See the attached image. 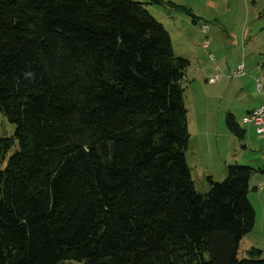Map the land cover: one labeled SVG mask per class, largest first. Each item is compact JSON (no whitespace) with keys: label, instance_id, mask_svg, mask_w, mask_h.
<instances>
[{"label":"trees","instance_id":"1","mask_svg":"<svg viewBox=\"0 0 264 264\" xmlns=\"http://www.w3.org/2000/svg\"><path fill=\"white\" fill-rule=\"evenodd\" d=\"M188 65L138 1L0 0V264H264L252 169L195 189Z\"/></svg>","mask_w":264,"mask_h":264},{"label":"rangeland","instance_id":"2","mask_svg":"<svg viewBox=\"0 0 264 264\" xmlns=\"http://www.w3.org/2000/svg\"><path fill=\"white\" fill-rule=\"evenodd\" d=\"M135 1L140 2L167 30L174 55L189 61L185 70L188 79L185 76L182 83L188 133L193 135L195 129L200 127L193 123L198 118L195 113L197 109H202L208 115L220 112L223 133L227 134L228 139L214 138L215 142H219V148L211 141L207 153L204 138L197 134L189 144L195 146L193 151L188 145L185 150L187 164L193 171L191 178L195 189L200 193L207 192L209 176L213 181L224 180L228 164L251 168L247 196L254 210V222L250 231L240 239L236 255L238 258H264V134L257 133L255 126L244 120L251 108L263 102V95L255 89V78L258 77L264 86V0ZM182 8L189 11L180 10ZM202 24L207 26L204 31ZM243 64L245 71L240 76L245 83L240 85L237 82L239 76L228 77L232 83L219 102L214 96L217 93L213 90L215 86L207 89L201 70L221 74L216 67L220 65L225 70L223 73L230 75L232 70ZM190 70L192 75L189 76ZM192 76H198L203 89L189 91ZM249 78L252 83H246ZM206 101L210 104H203ZM222 111L233 115L239 128L244 130L242 138L227 130ZM13 133L14 124L0 112V138Z\"/></svg>","mask_w":264,"mask_h":264},{"label":"crops","instance_id":"3","mask_svg":"<svg viewBox=\"0 0 264 264\" xmlns=\"http://www.w3.org/2000/svg\"><path fill=\"white\" fill-rule=\"evenodd\" d=\"M208 28H209V26H208ZM208 44V43H207ZM208 46V45H207ZM206 46V47H207ZM246 59V58H245ZM216 67L217 68H219L220 70H221V74H219V73H217V72H215V71H211V70H207V71H205V70H201L202 71V73H203V77H204V80H205V82H206V85L208 86L207 87V89L209 88V86H215V87H213L214 89L213 90H215L217 93L216 94H214V96L217 98V99H219L218 101L220 102L223 98H224V96H225V94H226V92H227V90L229 89V84L230 83H232V79H229L228 78V74L226 75V74H224L223 72L225 71L224 69H223V66H220V65H216ZM243 67H244V64H243ZM258 68H260V66L258 67ZM244 71H245V67H244ZM213 73H217V74H219V78L214 82V83H208L207 81H206V79H207V77H209V76H211ZM190 75H192V72H191V70L189 71V76ZM186 76V80L188 79V74L187 75H185ZM227 78L226 80H223L224 78ZM198 76H192V78H191V80H192V82L189 84V86H188V89H189V91L190 92H197L198 91V88L199 89H203V86L201 85V81H199L198 79ZM245 80L243 79V77L242 76H239L238 78H237V82L240 84V85H242L243 83H245L244 82ZM237 82H236V84H237ZM246 83H252V80H251V78H249L247 81H246ZM211 88V87H210ZM214 91V92H215ZM202 92L205 94V92H204V90H202ZM197 96V94H195L194 95V97H196ZM203 104H207V105H209L210 103L209 102H203ZM203 104H201V105H203ZM255 107V106H254ZM253 107V108H254ZM218 108H220V107H217V109ZM252 109V108H251ZM250 109V110H251ZM249 110V111H250ZM249 111H248V113H249ZM196 113V115L198 116V118H197V120H195L194 119V121H193V123H194V125L197 127L198 125H200V127L198 128H196L195 129V131H196V133L195 134H191V133H189V140H188V148H191V150L193 151V147H195L193 144H191L190 146H189V144H190V142H191V140L193 139V138H195L196 137V135L197 134H200L201 135V137H203L204 138V140H205V144H206V151H207V153H209V151H210V146H209V144L211 145V141H213V145L216 147V148H219V142L217 141L218 139H220L221 137H225V139H228L227 138V134L226 133H223V129H222V125H221V123H222V121H221V119H220V112H218V113H215V115H214V113H211L210 115H208V113H206V112H204L202 109H197V112H195ZM222 113H223V117H224V119L226 118V115H227V113L228 112H226V111H222ZM231 114V113H230ZM233 116V115H232ZM234 118V117H233ZM244 120H246V116L244 117ZM251 123V122H250ZM252 124V123H251ZM253 125V124H252ZM225 126H226V122H225ZM254 126V125H253ZM226 128H227V126H226ZM227 130H228V128H227ZM229 131V130H228ZM217 139L216 140V142H215V139ZM187 149V148H186ZM196 150V152L197 153H199L198 152V148H196L195 149ZM186 153V152H185ZM193 153V152H192ZM186 157V156H185ZM187 161V160H186ZM190 169V168H189ZM190 174H191V177L193 176L192 174H193V171H192V169H190ZM210 177V176H209ZM258 251V250H257Z\"/></svg>","mask_w":264,"mask_h":264},{"label":"built area","instance_id":"4","mask_svg":"<svg viewBox=\"0 0 264 264\" xmlns=\"http://www.w3.org/2000/svg\"><path fill=\"white\" fill-rule=\"evenodd\" d=\"M203 31L207 29L205 24H202ZM244 73V68L242 65L238 69L232 70L228 77H237ZM219 78V74L213 73L211 76L207 77L206 81L208 83H214ZM184 80V78H183ZM255 89L257 92L263 95V102L252 108L247 117L246 121L251 122L255 126L257 133L264 134V86L261 85V81L258 77L255 78Z\"/></svg>","mask_w":264,"mask_h":264},{"label":"bare ground","instance_id":"5","mask_svg":"<svg viewBox=\"0 0 264 264\" xmlns=\"http://www.w3.org/2000/svg\"><path fill=\"white\" fill-rule=\"evenodd\" d=\"M261 85H263L262 82H261Z\"/></svg>","mask_w":264,"mask_h":264}]
</instances>
